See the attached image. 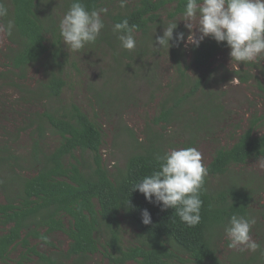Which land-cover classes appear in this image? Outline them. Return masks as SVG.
I'll return each mask as SVG.
<instances>
[{
	"label": "trees",
	"instance_id": "trees-1",
	"mask_svg": "<svg viewBox=\"0 0 264 264\" xmlns=\"http://www.w3.org/2000/svg\"><path fill=\"white\" fill-rule=\"evenodd\" d=\"M44 1L3 0L8 15L0 18V22L6 25L13 20L15 28L12 35H6L13 47L4 54L7 66L0 70V82L22 94L25 101H38L42 105L47 102L50 108L30 115L23 129L30 135L28 155L20 157L7 143L0 144V189L12 193L6 203L0 204V264H10V255L19 245L23 251L13 264H63L69 260L72 264H86L100 250L109 264H221L215 249L218 230L228 224L232 215L247 217L253 195L242 188L245 183L242 186L235 183L215 192L209 186L208 177L223 176L232 167L264 158V132L254 134L257 119L232 146L215 151L200 193L201 222L195 227L187 226L175 210H161L162 205L155 203L154 198L150 203L139 191H132L134 184L158 169L156 155L166 152L156 135L145 145L138 144L139 150L129 155L124 169L111 177L101 157L100 127L76 104L62 102L61 96L67 87V55L59 25L52 17L43 15ZM82 2L88 10H93L112 0ZM72 3L73 0L67 2L68 10ZM185 4L186 0H137L133 6L120 8L109 18L113 25L127 18L129 25H138L136 33L146 35L150 26L159 22L162 10L171 6L168 18L174 19L182 16ZM118 40L111 43L99 36L95 43L107 41L110 47L116 43L113 47L116 49ZM171 44L181 71L179 47ZM141 49L124 58L134 62L135 56L145 54ZM226 50H230L226 42L217 43L207 37L198 48L190 46L192 64L197 70H205L216 55ZM114 58L117 62L118 57ZM255 64L248 62L243 66L253 70ZM32 66L42 69V77L34 87H28L23 81ZM235 75L243 82L248 78V75L239 76V71ZM181 76H185L183 71ZM199 84L196 80L189 93L171 97L173 107L162 108L156 122L171 123L173 110L184 104ZM212 103L196 110L201 118ZM48 132L59 139L52 151L42 148ZM187 147L193 146L187 144L183 148ZM22 165L28 167L29 176L20 173ZM144 209L151 215V224L142 222ZM122 222L136 230L135 244L123 245ZM53 233H63L69 241L66 251L56 258L40 253L30 243L38 240L51 245L48 237ZM261 252L250 261H255Z\"/></svg>",
	"mask_w": 264,
	"mask_h": 264
},
{
	"label": "rangeland",
	"instance_id": "rangeland-1",
	"mask_svg": "<svg viewBox=\"0 0 264 264\" xmlns=\"http://www.w3.org/2000/svg\"><path fill=\"white\" fill-rule=\"evenodd\" d=\"M68 1L45 0L41 6L43 15L52 17L60 25L68 11ZM136 1L128 0L127 6H133ZM104 7L108 12L102 14L105 27L100 36L114 43L119 33H114L109 15L121 8L120 1L112 0L105 3ZM170 10L171 6H168L160 12L159 22L150 26L146 35L135 33L137 43L133 50L123 49L118 40L116 49H113L116 43L110 47L104 41L86 45L79 52H73L62 38L63 50L67 55V87L61 100L64 104L74 103L79 106L100 127L103 137L101 157L111 177L124 169L129 155L139 150L137 145H145L153 134L165 151L192 144L202 153L207 167L215 151L232 146L253 120L257 119L254 134L264 132V61L253 62L256 63L253 70H248L243 63L237 68L236 62L231 64L230 50H226L216 55L207 69L197 70L192 64L191 45L180 43L174 48L179 47L177 57L182 61L181 71L185 74L183 78L172 54L171 43L176 42L170 41L172 46L169 49H158L160 46L156 43V37L163 35L164 27L170 21L178 25L173 35L183 32L186 40L191 34L185 27L183 16L168 18ZM192 31L199 36L195 28ZM9 47L13 45L5 34L0 33V70L7 66L4 54ZM137 49L144 50L145 54L139 58L135 56L134 62L124 58V55H133ZM114 56L118 57L117 62ZM236 71H239V76L248 75L247 80L241 81L235 75ZM41 77L42 69L32 66L27 69L23 83L34 87ZM196 80L200 81L198 88L184 104L173 110L175 115L171 123H157L161 109L173 107L171 97L189 93ZM23 97L0 82V144L7 143L20 157L30 153V135L28 130H23L27 127L30 115L50 108L47 102L42 105L38 101H25ZM210 101L213 102L212 105L207 106V111L201 118L196 110ZM169 127L173 129L172 134H168ZM58 143V137L48 132L44 136L42 148L52 151ZM88 156L89 154L84 155L85 158H89ZM259 160L264 158L232 167L223 176L208 177L209 186L215 192L235 183L238 186L246 184L242 188L253 195L248 216L256 219L250 234L261 245V249L256 252L230 249L224 228L219 229L215 249L221 264H264L262 254L255 261H250L257 252H264V168L257 164ZM22 166L20 173L29 176L28 167ZM8 187L14 189L13 186ZM9 194L10 191L0 189V204L6 203ZM121 234L124 246L135 244L137 232L125 222L121 224ZM48 241L51 245L38 240H31L30 243L40 253L52 258L65 252L69 243L63 233L51 234ZM22 251L20 245L16 246L9 263L13 264ZM35 259L37 258H33ZM63 264H72V260L63 261ZM86 264L109 263L100 250Z\"/></svg>",
	"mask_w": 264,
	"mask_h": 264
},
{
	"label": "clouds",
	"instance_id": "clouds-1",
	"mask_svg": "<svg viewBox=\"0 0 264 264\" xmlns=\"http://www.w3.org/2000/svg\"><path fill=\"white\" fill-rule=\"evenodd\" d=\"M127 3L128 0H120V7H126ZM107 12L106 7L88 10L82 0H73L59 25L64 44L73 52L94 44L105 27L102 14ZM7 15L8 9L0 0V18ZM182 16L191 34L186 40L183 32L174 37L178 25L170 21L164 27L163 35L156 37L158 49H169L172 46L170 41L174 39L176 46L185 43L198 48L206 37H211L217 43L226 42L231 64L236 62L237 68L241 63L264 61V0H186ZM14 28V21L9 20L6 25L0 24V33L10 36ZM193 28L198 31V37ZM137 30L138 25H129L127 18L113 27L125 50L136 47ZM172 133L173 129L169 127L168 134ZM155 160L158 169L134 184L132 191H139L150 203L154 198L155 203L162 205L161 210L173 209L181 222L195 227L201 222L203 201L200 193L208 175L202 153L195 147L171 148L162 155L157 154ZM257 164L264 168V160ZM142 222L145 225L152 223L147 209L142 211ZM255 224L254 217L232 215L224 226L228 247L259 251L261 245L250 234Z\"/></svg>",
	"mask_w": 264,
	"mask_h": 264
}]
</instances>
